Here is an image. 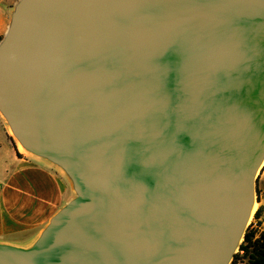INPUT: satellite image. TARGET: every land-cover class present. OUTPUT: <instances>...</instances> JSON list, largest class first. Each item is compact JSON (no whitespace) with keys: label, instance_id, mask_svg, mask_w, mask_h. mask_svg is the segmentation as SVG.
Instances as JSON below:
<instances>
[{"label":"water","instance_id":"1","mask_svg":"<svg viewBox=\"0 0 264 264\" xmlns=\"http://www.w3.org/2000/svg\"><path fill=\"white\" fill-rule=\"evenodd\" d=\"M0 113L75 193L0 264H229L264 161V0H19Z\"/></svg>","mask_w":264,"mask_h":264},{"label":"crops","instance_id":"2","mask_svg":"<svg viewBox=\"0 0 264 264\" xmlns=\"http://www.w3.org/2000/svg\"><path fill=\"white\" fill-rule=\"evenodd\" d=\"M18 1L0 0V42ZM73 194L70 179L58 166L40 157L17 158L0 137V245L30 249Z\"/></svg>","mask_w":264,"mask_h":264},{"label":"rangeland","instance_id":"3","mask_svg":"<svg viewBox=\"0 0 264 264\" xmlns=\"http://www.w3.org/2000/svg\"><path fill=\"white\" fill-rule=\"evenodd\" d=\"M0 137L2 138V140H5V142L7 143V148H8V153H15L17 158H23V159H28L31 157H37L36 155L28 152L27 150H19L17 148L16 145V140L15 138H13L12 136H10L8 134V124L5 120V118L3 117V115L0 113ZM264 167V161H263V165L261 166V168L259 169L257 175L255 176V199L257 201V203H259L257 210H259V214H254L251 223L255 222L256 226L259 227L258 230H255L256 232L262 229L264 232V180L260 179V173L261 170ZM75 197V193L73 194ZM256 210V211H257ZM256 213V212H255ZM247 229V227H246ZM245 229V231H246ZM233 261H235L236 259H233V257L231 258L229 264H233ZM248 257L245 255V253H243V256L238 258V260L235 262L236 264H248ZM234 263V264H235Z\"/></svg>","mask_w":264,"mask_h":264},{"label":"trees","instance_id":"4","mask_svg":"<svg viewBox=\"0 0 264 264\" xmlns=\"http://www.w3.org/2000/svg\"><path fill=\"white\" fill-rule=\"evenodd\" d=\"M255 214L258 215L259 210ZM240 248L248 257V264H264V232L254 238V233L246 229Z\"/></svg>","mask_w":264,"mask_h":264},{"label":"bare ground","instance_id":"5","mask_svg":"<svg viewBox=\"0 0 264 264\" xmlns=\"http://www.w3.org/2000/svg\"><path fill=\"white\" fill-rule=\"evenodd\" d=\"M7 124H8V123H7ZM8 134H9L10 136H12L13 138H15L17 148H18L19 150L23 151V150H24V147H23L22 144L17 140V137H16V135H15L14 130H13L12 127L9 126V125H8ZM262 165H263V160L260 162V164H259V166H258V168H257V170H256V172H255V174H254L255 176L257 175V173H258V171H259V169L261 168ZM258 205H259V203H257V201H256V199H255V195L252 196L251 203H250L249 210H248V214H247V218H246V220H245V224H244L245 229H246V227L251 223V220H252V218H253V216H254V214H255L257 208H258ZM244 232H245V230H244ZM244 232H243V235H244ZM243 235H241V236L238 238V240H237V247L234 249V252H233V253H235V251L237 250L239 244L241 243L242 238H243Z\"/></svg>","mask_w":264,"mask_h":264},{"label":"built area","instance_id":"6","mask_svg":"<svg viewBox=\"0 0 264 264\" xmlns=\"http://www.w3.org/2000/svg\"><path fill=\"white\" fill-rule=\"evenodd\" d=\"M247 229L250 231V232H253L254 233V238H257L258 235L260 233H263V230L261 229L260 232L259 231H255V230H258L259 227L256 226V223L255 222H252L250 223L248 226H247ZM243 244V238H242V241L241 243L239 244L237 250L235 251V253L233 254V259H236L235 261L232 260L233 264L238 260V258L242 257L243 256V253L244 251L240 248V245ZM232 264V263H231ZM236 264V263H235ZM238 264V263H237Z\"/></svg>","mask_w":264,"mask_h":264}]
</instances>
